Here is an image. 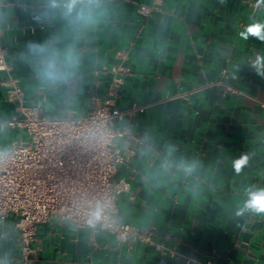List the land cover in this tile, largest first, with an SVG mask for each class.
<instances>
[{"label": "crops", "instance_id": "1", "mask_svg": "<svg viewBox=\"0 0 264 264\" xmlns=\"http://www.w3.org/2000/svg\"><path fill=\"white\" fill-rule=\"evenodd\" d=\"M153 1L102 0L91 25L69 27L48 0H0V43L12 67L0 72V147L26 138L7 126L19 116L9 75L45 116L85 115L92 97L108 92L123 62L117 53L127 51L130 72L120 75L116 105H148L123 122L140 141H116L133 153L115 175L131 182L115 208L122 222L152 226L163 246L130 247L107 230L54 216L38 227L36 264H264V215H235L245 189L264 186V76L252 67L258 58L264 64V42L241 35L264 26V0H161L143 16L140 5ZM52 37L57 49H75L79 66L70 79L45 85L28 46ZM246 153L236 174L232 162ZM17 220L0 221V264H21Z\"/></svg>", "mask_w": 264, "mask_h": 264}, {"label": "built area", "instance_id": "2", "mask_svg": "<svg viewBox=\"0 0 264 264\" xmlns=\"http://www.w3.org/2000/svg\"><path fill=\"white\" fill-rule=\"evenodd\" d=\"M160 6L161 0H154L151 5L141 4L139 12L148 16ZM117 55L123 62L114 68L108 92L104 97L94 95L95 107L85 115L45 116L40 103H27L19 80L9 75L7 95L17 103L19 116L7 126L23 130L26 138L0 147V221L8 215L18 218L21 264H36L38 227L54 216L80 228L107 230L130 247L135 243L163 246L154 240L152 226L122 222L115 208L116 197L131 191L130 180L115 175L133 153L131 149L123 153L116 141H140L123 122L148 106L123 110L116 105L117 88L123 83L120 75L130 72L124 64L128 52ZM11 71L0 43V72ZM196 262L213 264L210 259Z\"/></svg>", "mask_w": 264, "mask_h": 264}, {"label": "clouds", "instance_id": "3", "mask_svg": "<svg viewBox=\"0 0 264 264\" xmlns=\"http://www.w3.org/2000/svg\"><path fill=\"white\" fill-rule=\"evenodd\" d=\"M101 3L102 0H48V8L58 10L69 21V27H87L97 15L101 14ZM44 19H47V16ZM262 28L264 26L257 22L248 26L246 33H241V35L245 40L251 35L264 42ZM56 43V38L52 37L49 41L30 43L28 46V53L35 60L33 67L36 76L45 85H58L70 79L79 66V58L75 49L72 47L57 49ZM252 67L258 75L264 76V64H261L259 58ZM249 159L250 155L246 153L232 162L236 174L241 173ZM245 191L246 198L243 200V206L237 209L235 215L237 217H243L245 213L256 216L264 215V186L252 185Z\"/></svg>", "mask_w": 264, "mask_h": 264}, {"label": "snow or ice", "instance_id": "4", "mask_svg": "<svg viewBox=\"0 0 264 264\" xmlns=\"http://www.w3.org/2000/svg\"><path fill=\"white\" fill-rule=\"evenodd\" d=\"M252 31H256V29H252Z\"/></svg>", "mask_w": 264, "mask_h": 264}]
</instances>
